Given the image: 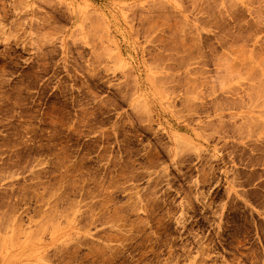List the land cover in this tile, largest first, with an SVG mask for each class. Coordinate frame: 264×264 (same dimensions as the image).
<instances>
[{"label":"rangeland","instance_id":"obj_1","mask_svg":"<svg viewBox=\"0 0 264 264\" xmlns=\"http://www.w3.org/2000/svg\"><path fill=\"white\" fill-rule=\"evenodd\" d=\"M0 264H264V0H0Z\"/></svg>","mask_w":264,"mask_h":264}]
</instances>
